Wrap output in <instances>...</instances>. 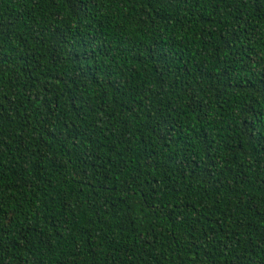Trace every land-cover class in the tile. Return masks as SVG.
<instances>
[{
    "label": "trees",
    "instance_id": "trees-1",
    "mask_svg": "<svg viewBox=\"0 0 264 264\" xmlns=\"http://www.w3.org/2000/svg\"><path fill=\"white\" fill-rule=\"evenodd\" d=\"M134 10L0 0V264H264V0Z\"/></svg>",
    "mask_w": 264,
    "mask_h": 264
},
{
    "label": "snow or ice",
    "instance_id": "snow-or-ice-1",
    "mask_svg": "<svg viewBox=\"0 0 264 264\" xmlns=\"http://www.w3.org/2000/svg\"><path fill=\"white\" fill-rule=\"evenodd\" d=\"M103 9L105 13L106 24L110 27H106V31H111L116 35V38L122 41L121 47L134 41V38L139 35L138 28L143 27L145 23V17L141 16L139 11H133L129 15L125 9H134L140 0H94ZM87 6V5H85ZM171 6V4L169 5ZM170 15V14H169ZM185 15H187L185 13ZM100 17L97 16V20ZM156 17L152 16L151 20H155ZM89 23L92 21L89 20ZM149 23L151 21H148ZM167 23V20L165 21ZM261 29H264V24L260 25ZM264 35V33H262ZM250 40H254L257 37L249 33ZM179 39V37H177ZM264 50V49H262Z\"/></svg>",
    "mask_w": 264,
    "mask_h": 264
}]
</instances>
